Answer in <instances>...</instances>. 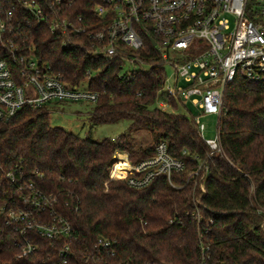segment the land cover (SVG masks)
I'll return each instance as SVG.
<instances>
[{"label":"trees","instance_id":"1","mask_svg":"<svg viewBox=\"0 0 264 264\" xmlns=\"http://www.w3.org/2000/svg\"><path fill=\"white\" fill-rule=\"evenodd\" d=\"M92 4L74 0L70 10L96 23ZM28 36L38 58L68 84L93 72L88 88L99 97L92 125H130L115 138L94 140L51 126L46 108H24L0 122V264H264V82L237 78L226 87L219 117L224 155L210 156L186 105L169 98L167 110L155 106L164 81L155 55L145 58L147 71L121 74L120 59L89 53L86 34L76 38L81 45L70 46L43 27ZM141 129L151 143H135L132 132ZM161 141L188 171L205 162L199 202L187 173L173 175L176 186L159 176L143 189L110 178L116 151L135 163L153 155ZM127 165L121 161L114 170ZM30 185L56 198V214L70 222L72 236L52 241L29 232L36 248L23 254L24 239L9 212L23 206ZM100 239L112 242L113 252L98 245Z\"/></svg>","mask_w":264,"mask_h":264},{"label":"built area","instance_id":"2","mask_svg":"<svg viewBox=\"0 0 264 264\" xmlns=\"http://www.w3.org/2000/svg\"><path fill=\"white\" fill-rule=\"evenodd\" d=\"M73 2L0 0V122L24 108L98 100V92L88 88L93 72L88 70L84 80L68 84L38 58L28 33L43 27L56 34L63 46L81 45L76 38L86 34L89 53L109 61L120 59L121 74L147 71L150 64L145 58L151 60L155 55L164 67L155 106L167 110L169 98L190 103L197 111L193 118L202 139L201 117L215 115V136L203 141L211 152L221 151L219 117L226 87L237 78L264 82V0H91L96 23L73 16ZM137 51L142 57L134 55ZM82 82L85 87L80 86ZM119 153L117 158L114 155V164L124 161L128 165L119 168L123 176L112 177L113 164L109 176L124 180L133 189L146 188L159 176L176 186L173 175L186 167L183 159L168 153L164 141L156 145L153 155L135 163L128 161L126 152ZM202 169L206 174L203 162L199 172ZM28 188L30 192L21 197L23 206L9 212L24 239L23 254L36 248L29 232L52 241L72 236L70 222L56 214V198L31 185ZM111 243L98 240V245L113 252ZM68 249L63 251L66 256Z\"/></svg>","mask_w":264,"mask_h":264},{"label":"rangeland","instance_id":"3","mask_svg":"<svg viewBox=\"0 0 264 264\" xmlns=\"http://www.w3.org/2000/svg\"><path fill=\"white\" fill-rule=\"evenodd\" d=\"M179 83L181 84V82ZM80 86L85 87L86 83L82 82ZM94 106V103L84 101L62 103L52 102L48 103L45 108L49 112V123L51 126L61 127L69 132L79 135L80 137H86L87 135H89L94 140H101L103 138H115L121 133L127 131L130 125V122L128 120H120L119 122L113 124L92 125L89 120V115L93 111ZM186 108H188L189 111L192 112V114L193 112H197L190 103L186 105ZM179 111L185 114L187 113V110L183 108L182 105L179 106ZM201 123L204 125V130L202 132L203 139H213L215 136V115L202 116ZM132 137L137 145H146L152 142L151 135L147 131L142 129L132 132ZM118 153L115 152L114 154L116 158L119 157ZM126 154L128 155V153ZM217 154L224 155L222 148L221 151L218 152H211L209 150L210 156H216ZM127 158L128 161L131 162L129 160V155L127 156ZM118 163L120 162H117L116 164ZM116 164H114V166ZM114 166L112 168L111 174L113 176H119L120 170H114ZM193 172L198 173L196 175L194 174L193 176L191 175ZM182 173H187V178L193 181L194 189L196 188L199 191L198 195L195 196V201L199 202L200 196L204 193L205 189V170H202V173L199 172V165H197V168L192 171H188V169L185 167V170ZM251 184L253 185L252 180Z\"/></svg>","mask_w":264,"mask_h":264},{"label":"bare ground","instance_id":"4","mask_svg":"<svg viewBox=\"0 0 264 264\" xmlns=\"http://www.w3.org/2000/svg\"><path fill=\"white\" fill-rule=\"evenodd\" d=\"M121 176H123V173L120 171V175H119V176H117V177H121Z\"/></svg>","mask_w":264,"mask_h":264}]
</instances>
